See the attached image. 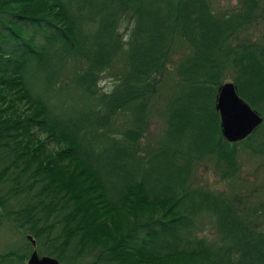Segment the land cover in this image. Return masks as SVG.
I'll return each instance as SVG.
<instances>
[{
	"label": "trees",
	"instance_id": "16d2710c",
	"mask_svg": "<svg viewBox=\"0 0 264 264\" xmlns=\"http://www.w3.org/2000/svg\"><path fill=\"white\" fill-rule=\"evenodd\" d=\"M263 15L264 0L221 13L209 0H0V228L16 234L0 264H26L32 250L59 264H264L248 193L191 186L205 159L237 177L239 144L264 157V40L248 34ZM175 39L164 128L143 149ZM123 48L125 71L100 91ZM228 79L262 117L236 142L214 107ZM121 113L127 126L111 131ZM203 214L213 236L197 231Z\"/></svg>",
	"mask_w": 264,
	"mask_h": 264
},
{
	"label": "rangeland",
	"instance_id": "374dc122",
	"mask_svg": "<svg viewBox=\"0 0 264 264\" xmlns=\"http://www.w3.org/2000/svg\"><path fill=\"white\" fill-rule=\"evenodd\" d=\"M212 8L215 12L221 13L231 9H236L239 5V0H209ZM130 26L127 25L126 19L120 25L119 32L127 34V30ZM250 38L257 41L264 40V15L260 16L257 23L251 27L248 31ZM173 54L170 58V70H166L162 75V82L158 84L156 95L150 99V103L147 108V127L139 138L141 148L145 149L154 143L159 133L164 128V112L163 104L170 89H167L169 85L172 87L175 84L173 78L176 74L173 72L174 65L181 58L180 54L183 52L182 44L178 40L173 41ZM126 49L123 48L113 59L110 66L104 70L98 79V88L102 92H110L116 84V78L121 75L126 68ZM231 80H225L223 82ZM222 82V83H223ZM158 93L160 96H158ZM111 131L120 133L128 124V115L125 113L119 114L110 123ZM40 138H43V134H39ZM51 146V144H50ZM238 149V171L237 177L224 181L219 175V170L214 166L213 159H205L198 162L191 170V186L203 187L210 190L225 191L234 189L239 192H247V204H253L258 207V219L257 223L260 227H264V205L259 207V203L264 201V157L252 154L242 145H237ZM196 225L198 232H205L207 236H213L215 229H213L212 218L207 215H201L196 219ZM16 234L7 226L0 228V249L3 248L11 238H15ZM26 263V260H25Z\"/></svg>",
	"mask_w": 264,
	"mask_h": 264
},
{
	"label": "water",
	"instance_id": "95a60500",
	"mask_svg": "<svg viewBox=\"0 0 264 264\" xmlns=\"http://www.w3.org/2000/svg\"><path fill=\"white\" fill-rule=\"evenodd\" d=\"M214 107L218 112L221 135L228 142L244 139L262 121L261 116L236 93V86L230 81L218 86ZM26 264H59V262L55 257L38 255L32 250L26 258Z\"/></svg>",
	"mask_w": 264,
	"mask_h": 264
}]
</instances>
